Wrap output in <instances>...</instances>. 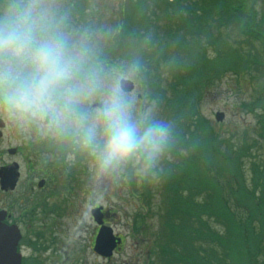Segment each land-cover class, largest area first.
I'll use <instances>...</instances> for the list:
<instances>
[{
    "label": "rangeland",
    "instance_id": "374dc122",
    "mask_svg": "<svg viewBox=\"0 0 264 264\" xmlns=\"http://www.w3.org/2000/svg\"><path fill=\"white\" fill-rule=\"evenodd\" d=\"M84 1L0 0V13L3 15L10 11L30 10L35 20L37 39L59 35L64 40L74 64L70 78L57 86L54 92L56 96L52 94L43 104L23 113L11 107L5 112L9 126L5 128L4 137L0 139V165L17 163L22 167L30 154L32 165L43 172L46 170L50 180L48 189H29L25 183H33L35 179L28 178L27 168L24 166L26 169L21 168L23 174L20 186L11 193L14 194L11 211L15 216H20L19 225L24 233V240L34 243L23 253L29 259L37 258L38 264H181L167 260L159 252V246L169 241V227L164 222L167 218L170 219L168 196L173 189L174 177L181 178L183 173L178 168L171 167L176 163L187 165L189 177L198 181V189L186 191L187 195H192V203L205 206L204 200L211 193L217 198V189L218 195H222L221 198H227L235 215L243 217L244 213L240 211L241 206L237 202L238 197L233 194L234 191L224 185L222 190L218 187V178L223 180L227 174L221 164L227 150L219 140L227 139L236 149L246 145L247 150L240 154L238 160L243 175L251 179V161H264V133L259 121L263 114L252 102L254 93L250 84L253 82L238 81L234 74H226L218 81L214 79L211 87H207L209 90L203 92V99L198 101L200 111L212 126L211 133L218 132L219 143L214 142L218 145L214 148L215 154L209 158L211 164H207L208 157L201 149L192 148L191 144L196 140L193 134L184 142L187 146H180L173 141L161 168L153 176L140 177L131 167L119 176H97L91 156L87 151L80 150L75 143L74 115L87 112L90 116H99V110L92 107V104L100 102L106 108L113 95H117L132 103L134 114H143L154 109L157 115L173 122L172 113L175 109L171 105L176 101L178 94L175 91L179 84L176 82L178 73L173 74L171 70L172 51L156 69L158 74L147 73L149 77L155 76L150 80L143 69L148 68V64L137 67L141 72L137 77L125 65V77L130 73L128 77L135 84L134 90L130 92L119 87L117 76L101 72L100 68L104 63L117 65V62L126 60L128 66L137 65L129 54H134L138 45L149 38L144 32L128 31L130 0ZM256 5L260 6L261 0H257ZM144 18L149 22L157 21L159 25L168 26L165 15L156 6L148 4ZM117 19L122 24L120 41L123 46L119 48L128 49V53H122V56L113 52L117 40L105 48L101 45L102 41L113 40L112 33L117 31ZM172 30L168 29V33L171 34ZM157 34L166 41L167 34ZM107 47L113 54H109ZM2 53L6 66L2 65L1 71L5 69L6 73L11 71L20 75L26 73L28 65L24 57H13L3 51ZM6 73L0 72V79L3 80ZM1 85V95L5 96L7 88L4 84ZM128 86L130 87V83ZM250 102L252 110L245 106ZM216 112L222 115L221 121L216 120ZM46 115H50L53 122L51 125L44 124ZM177 119L184 121L186 118L178 116ZM188 127L193 131L197 126H189L185 121V132H188ZM195 135H201V132ZM202 141L206 144L208 142L206 137ZM8 147H17L18 150L24 147L26 150H22V155L20 153L14 157L5 153ZM190 150L195 153L194 157ZM50 170L54 174L49 173ZM128 174L133 181L127 178ZM0 199L1 204L9 208L10 195L5 193L2 197L1 194ZM94 205H100L112 212L107 217L106 225L125 238L123 247L108 257L100 256L91 246L96 228L90 213ZM245 206L247 207L245 204L243 208L246 210ZM206 214L213 217L214 214L206 212L203 216L209 219L207 222L220 235L223 231L221 225ZM189 216L194 219L193 215ZM253 224L258 228L257 221L254 220ZM204 240L205 243L200 247L205 252L210 251L211 247L222 255L223 251L217 240ZM176 248L181 251L179 247ZM218 261L219 259L213 260V264H219ZM232 262L235 263L230 258L223 257L220 264Z\"/></svg>",
    "mask_w": 264,
    "mask_h": 264
},
{
    "label": "trees",
    "instance_id": "16d2710c",
    "mask_svg": "<svg viewBox=\"0 0 264 264\" xmlns=\"http://www.w3.org/2000/svg\"><path fill=\"white\" fill-rule=\"evenodd\" d=\"M256 2L257 0H130L128 31L144 32L149 39L139 44L134 54H129L137 65L128 66L126 60L117 62L115 59L117 65L104 63L100 71L112 73L117 77L125 76L126 65L129 72H134L137 77V74L141 73L137 67L148 64V68L143 67L146 74H155L162 60L172 51L171 70L173 74L178 73L176 82L179 84L178 90L175 91L178 94L176 101L171 105L175 109L172 113L174 142L187 146L184 142L194 134L196 140L191 144L192 148L201 149L208 157L207 164H211L209 158L215 154L214 148L218 145L214 142L219 143L218 132L211 133L212 126L200 111L198 101L203 99V92L209 90L214 79L218 81L226 74H234L238 81L253 82L250 84L254 93L252 102L254 107L262 111L263 116L259 121L264 133V0H261L260 6H257ZM148 4L162 11L168 26L159 25L157 21L149 22L144 18ZM116 27L117 31L112 33L113 40L102 41L101 45L105 48L117 40L113 52L122 56V53H128V49L119 48L123 46L120 41L121 21L116 23ZM168 29H173L171 34ZM158 32L163 36L167 34L166 41L157 34ZM108 48L106 50L110 51ZM109 54L113 53L110 51ZM129 75L130 73L126 77ZM147 76L149 77L148 74ZM153 77L155 76L149 77L148 80ZM252 102L245 104L249 110H252ZM178 116L186 119L177 121ZM185 121L187 125L197 127H194L193 131L188 127V132H185ZM199 132L201 135H195ZM205 137L207 144L202 141ZM219 141L227 150L221 163L225 167L223 171L227 174L223 180L218 178V187L222 190L224 185L234 191L233 194L238 197L236 199L241 206L240 211L244 213L243 217L235 215L227 198H221L222 195H218L217 189V198L211 193L208 199L204 200L205 206L192 203V195H187L186 191L198 189L199 183L196 178V181H193V178L189 177L187 165L176 163L171 168L176 167L183 173L181 178L174 177L173 189L167 202L170 219L164 220L166 227H169V241L172 242L162 243L159 252L167 260L181 264L183 263L180 261L189 264H213V260L217 259L220 264L223 257L235 261L231 264H264V161H251L252 175L251 179H248L241 172L238 160L240 154L247 150L246 145L236 149L227 139ZM191 152L194 157L195 153ZM127 178L133 181L130 174ZM142 183L145 184V181L142 180ZM243 202L247 205L246 210L243 208ZM206 212L214 214V217L206 215L215 218L221 225L223 231L220 235L214 231V226L207 222L209 219L203 216ZM188 213L193 215L194 219H191ZM254 220L259 223L258 228L253 224ZM204 239L217 240L223 251L222 255L216 253L209 245L211 250L205 252L200 247L205 243ZM36 261L37 258L28 259L24 264H38Z\"/></svg>",
    "mask_w": 264,
    "mask_h": 264
},
{
    "label": "clouds",
    "instance_id": "9594fccd",
    "mask_svg": "<svg viewBox=\"0 0 264 264\" xmlns=\"http://www.w3.org/2000/svg\"><path fill=\"white\" fill-rule=\"evenodd\" d=\"M0 51L24 57V75L3 76L7 104L21 113L43 104L57 86L72 75L74 64L59 35L37 39L30 10L10 11L0 22ZM75 121V143L92 158L97 176H119L131 167L140 177L155 175L174 141V123L149 109L134 114L133 105L113 95L96 117L79 112Z\"/></svg>",
    "mask_w": 264,
    "mask_h": 264
},
{
    "label": "flooded vegetation",
    "instance_id": "af4514ba",
    "mask_svg": "<svg viewBox=\"0 0 264 264\" xmlns=\"http://www.w3.org/2000/svg\"><path fill=\"white\" fill-rule=\"evenodd\" d=\"M1 83L3 84L2 79H0V104L2 106V107H0V111H1V114H0V139L2 137H4L3 131L5 130L6 127L9 126L8 119H6V117H5V112L10 107L5 100V96L1 95L2 89H3ZM24 149L25 148L23 147L22 150H24ZM22 150H18L17 147H12V148L8 147L5 151V153L7 155L15 157L17 155H20V153L22 155ZM24 166L22 165V167L24 169H26V171H27L28 178L34 177V179H35L33 183H30L29 181H27L25 183L29 187V189L33 190V189L37 188L39 190H42L45 187L49 186V180L46 178V176H47L46 170H45V172H43L40 169L39 174H35L34 170L32 169V165L30 163L29 157L27 158L26 163L24 162ZM22 167H19L17 163H14L13 165H0V195L6 193V194H9L12 197V199H14V194L11 195V193H14V191H15L14 189H16L17 186H20L21 176L23 174L22 170H21ZM45 173H46V175H45ZM49 173L54 174V171L50 170ZM41 174H43V177L39 176ZM19 176H20V181H19ZM42 183H43V186L40 185ZM16 197L17 196H15V198ZM13 202H10L9 208H12L14 206ZM0 208L1 209L5 208V206L2 205L1 202H0ZM10 215H11V217L9 219L10 222L17 223V221L20 219V216H15L13 214V212H11Z\"/></svg>",
    "mask_w": 264,
    "mask_h": 264
},
{
    "label": "water",
    "instance_id": "95a60500",
    "mask_svg": "<svg viewBox=\"0 0 264 264\" xmlns=\"http://www.w3.org/2000/svg\"><path fill=\"white\" fill-rule=\"evenodd\" d=\"M122 88L125 91L131 90L128 83H122ZM98 105L102 112L104 110L103 106ZM222 115L217 114V120H221ZM100 208L93 210L95 212H100ZM5 213L0 211V264H21V256L17 251L18 242L20 239V234L15 226H8L2 222ZM104 229H100L98 235L96 236L94 243V250L101 255L109 256L111 254L113 245L107 244L105 248L101 249L100 245L105 243V235L103 234ZM119 241V240H118Z\"/></svg>",
    "mask_w": 264,
    "mask_h": 264
}]
</instances>
